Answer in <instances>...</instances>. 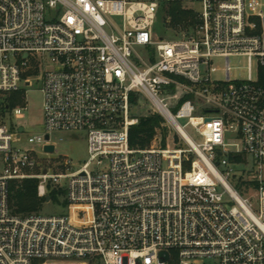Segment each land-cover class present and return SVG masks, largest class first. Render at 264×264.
<instances>
[{"label":"built area","instance_id":"obj_1","mask_svg":"<svg viewBox=\"0 0 264 264\" xmlns=\"http://www.w3.org/2000/svg\"><path fill=\"white\" fill-rule=\"evenodd\" d=\"M166 3L196 12L177 40L154 32ZM237 55L249 59L247 80H231ZM215 58L226 60L224 80ZM253 58L264 67V0H0V96L39 82L45 126L26 143L13 121L25 103L0 104V264H264V87ZM132 94L164 118L165 143L158 133L131 147ZM61 132L86 133L87 161L36 172L28 146L49 154ZM29 179L47 203L49 187L65 190L66 212L14 214L11 184Z\"/></svg>","mask_w":264,"mask_h":264},{"label":"rangeland","instance_id":"obj_2","mask_svg":"<svg viewBox=\"0 0 264 264\" xmlns=\"http://www.w3.org/2000/svg\"><path fill=\"white\" fill-rule=\"evenodd\" d=\"M196 9H199L197 4L193 5ZM185 8L191 9L190 5H184ZM171 20L166 16L165 13H160L158 23L154 29V32L159 38L165 40H177L182 36L187 29L184 30L171 26ZM138 52L142 53V47L137 48ZM229 65L231 67V80L243 81L248 79V67L249 59L247 56L237 55L230 57ZM213 66L218 69L217 72L213 73V77L216 79H226L223 69L226 66V60L224 58H215L213 60ZM264 67H261L258 60L253 58L252 60V76L253 79H258V75ZM25 96V99H23ZM43 100L44 96L40 91V83L33 80L32 86L24 87L16 93H6L0 96V104L4 102H13L15 105H26L25 117L20 121H15L24 126L23 139L27 143V138L34 135L45 134L44 126V112H43ZM25 101V102H24ZM143 104L140 105L142 108L133 107L131 108V117H139L142 114H150L151 109L149 103L142 99ZM14 105V106H15ZM189 136L192 137L196 142H202V138L195 132L194 129H186ZM229 143L236 142L234 136H230L227 140ZM51 142L55 144V152L51 154H45L42 152L40 146H28L35 149L36 155L41 161L40 170L36 172H42L44 169H48L49 173H67L68 171H76L87 161V135L85 132H61L53 133L51 135ZM182 147H187L185 143ZM68 166H65V163ZM237 176L242 175L240 168H235ZM66 180L61 183L62 187H66ZM43 213L45 215H58L64 213L61 206L54 203H47L44 205Z\"/></svg>","mask_w":264,"mask_h":264},{"label":"trees","instance_id":"obj_3","mask_svg":"<svg viewBox=\"0 0 264 264\" xmlns=\"http://www.w3.org/2000/svg\"><path fill=\"white\" fill-rule=\"evenodd\" d=\"M160 13H165L170 18L171 26L181 30L185 28L188 31L195 23L196 12L185 8L180 3L163 4ZM259 83L264 87V69L260 71ZM131 103L133 107H139L143 104V101L139 95L132 94ZM9 105L12 107L15 104L10 102ZM168 131L165 120L161 115L142 114L139 116L138 124L130 128V145L133 148H148L158 133L161 134L163 143H165ZM231 160L239 163L246 162V158L242 155L231 157ZM38 184L39 181L37 179H29L22 184L15 182L11 184L10 205L14 214L21 217L45 214L43 213V208L47 204V199L39 197ZM49 190L51 203L61 206L64 212H66L65 190L54 187H49ZM38 263H42V261H37L36 264Z\"/></svg>","mask_w":264,"mask_h":264},{"label":"water","instance_id":"obj_4","mask_svg":"<svg viewBox=\"0 0 264 264\" xmlns=\"http://www.w3.org/2000/svg\"><path fill=\"white\" fill-rule=\"evenodd\" d=\"M21 130H22V128H21ZM49 138H50V136L47 135L46 136V139L49 140ZM45 152H47L49 154L54 153L55 152V145H53V144H47L45 146ZM219 155H221V153ZM47 199H49V198H47Z\"/></svg>","mask_w":264,"mask_h":264}]
</instances>
